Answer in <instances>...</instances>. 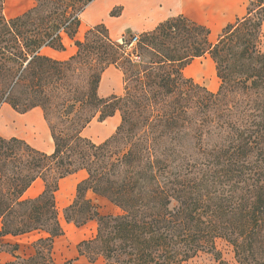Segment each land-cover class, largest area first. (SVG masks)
<instances>
[{
    "label": "trees",
    "instance_id": "1",
    "mask_svg": "<svg viewBox=\"0 0 264 264\" xmlns=\"http://www.w3.org/2000/svg\"><path fill=\"white\" fill-rule=\"evenodd\" d=\"M93 0H36L7 18L0 0V106L21 113L43 110L54 140L51 153L25 139L0 134L1 264H60L53 256L63 234L56 193L80 170L64 217L77 226L95 219L94 237L78 251L106 264H185L215 239L234 247L239 264H264V0H248L247 13L228 24L216 42L210 28L184 15L140 37L134 52L113 40L105 24L76 40L66 60L43 54L64 49L80 13ZM210 54L221 80L217 92L184 74L193 59ZM110 65L124 73L123 95L101 97ZM121 114L101 143L84 136L99 120ZM43 191L27 197L37 180ZM107 198L121 214H102L88 192ZM42 232L34 253H18L6 235ZM219 264L222 260L216 250Z\"/></svg>",
    "mask_w": 264,
    "mask_h": 264
},
{
    "label": "rangeland",
    "instance_id": "2",
    "mask_svg": "<svg viewBox=\"0 0 264 264\" xmlns=\"http://www.w3.org/2000/svg\"><path fill=\"white\" fill-rule=\"evenodd\" d=\"M35 4L36 0H4L3 12L7 18H11L25 12L26 10L35 6ZM221 32L222 30L216 32V35L211 33V41L216 42ZM132 35L125 36L126 38H129ZM67 36L71 39H74L76 37V35L74 37H71L68 34ZM68 37L63 40L62 34L64 49H56L60 52L53 51L51 49L52 47H44L42 49L43 54L58 60H66L72 55L76 54L78 47L76 46L75 42L76 40L80 39H76L74 41L69 39ZM140 37H142V35H140ZM122 38L115 41L123 45L126 51L131 52L132 55L138 54L137 52H134L137 43L134 44L132 48H130L132 50L130 51L126 47V45L121 43ZM261 48L264 49V45H262ZM184 74L187 77L193 78L195 82L201 84L210 91L217 92L219 89L221 80L217 75L216 64L208 53H206L200 58L193 59L188 65H186V67L184 68ZM98 121H100L99 116H97L95 118L94 123L86 129V137H89V134L92 135V137H96V135L99 134V128L97 127V125H99ZM115 131L116 129L109 135H106V139L111 137L115 133ZM0 134L8 138L12 136L23 138L27 142L31 143V145H33L35 148L42 151H44L50 143L54 144L51 130L46 119L44 118L43 110L40 107H35L28 112L21 113L15 110L8 102L2 103V105L0 106ZM40 183H42V181L37 182L34 188L29 192V194L26 195L29 196L30 194H35L37 192V187L38 185H40ZM68 187L70 186H64L63 180V183L61 184L59 190L56 193V202L59 210L60 221L63 227V234L55 238L53 256L55 260L60 264H106V261L103 257H100L96 261L92 262L85 255L80 254L78 251V244L82 240L92 238L96 235L98 229V222L97 220L93 219L87 222L85 225L77 226L74 222L67 221L65 219L64 209L73 201L72 195H70V192H68ZM92 200L98 206L102 214L117 215L123 212L120 207H118L105 197L93 195ZM42 234V232L33 231L17 238V241L20 245L18 253L23 256H27L34 253V242L40 236H42ZM214 244L216 250L219 251L222 260L226 261L228 264H239L235 259L234 247L229 242L222 238H217L215 239ZM216 250L200 251L194 257L186 261L185 264H219V259L217 258ZM11 258L12 257L9 253L4 252L2 253L0 260L1 263H4L7 260H10Z\"/></svg>",
    "mask_w": 264,
    "mask_h": 264
},
{
    "label": "crops",
    "instance_id": "3",
    "mask_svg": "<svg viewBox=\"0 0 264 264\" xmlns=\"http://www.w3.org/2000/svg\"><path fill=\"white\" fill-rule=\"evenodd\" d=\"M247 6L248 0H93L79 15L80 25L76 37L71 39L67 34L63 33V40L66 37L74 41L76 39L82 40L86 30L103 23L106 25L110 37L117 41L125 35H142L145 32L155 29L161 22L178 15H184L199 24L206 25L210 28L211 33L216 35V32L223 30L228 24L234 23L238 18L243 17L247 13ZM51 49L55 52H60L54 48ZM98 91L99 95L105 98L112 95H122L124 93V73L118 66L110 65L106 68L102 74ZM94 121L95 119L84 129V136L86 129ZM120 122V112L115 113L105 120L98 121L99 125L97 127L99 128V134L96 137H92L89 134L88 138L96 143H101L106 139V135H109L117 129ZM54 147V144L50 143L44 151L51 153ZM86 177L87 172L80 170L63 178L60 186L64 180V186H70L68 187V192H70L74 200L77 193V184ZM40 181L42 179H37L26 191L25 195L29 194L35 184ZM43 189L44 182L42 181L38 185L35 194L26 196H37ZM93 195L96 194L92 191L88 192V197L91 199ZM21 236L6 235L3 239L5 241L18 242L17 238Z\"/></svg>",
    "mask_w": 264,
    "mask_h": 264
},
{
    "label": "built area",
    "instance_id": "4",
    "mask_svg": "<svg viewBox=\"0 0 264 264\" xmlns=\"http://www.w3.org/2000/svg\"><path fill=\"white\" fill-rule=\"evenodd\" d=\"M140 40V35L138 34H134L132 35L131 37L129 38H126V36H124L122 38V44L126 45V47L132 51L130 48L133 47L134 44L138 43V41ZM133 59L136 60V61H139L140 60V56L138 54H133Z\"/></svg>",
    "mask_w": 264,
    "mask_h": 264
},
{
    "label": "bare ground",
    "instance_id": "5",
    "mask_svg": "<svg viewBox=\"0 0 264 264\" xmlns=\"http://www.w3.org/2000/svg\"><path fill=\"white\" fill-rule=\"evenodd\" d=\"M231 1V0H230ZM233 1V0H232ZM237 1V0H236ZM234 11V10H233Z\"/></svg>",
    "mask_w": 264,
    "mask_h": 264
}]
</instances>
